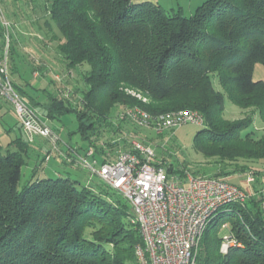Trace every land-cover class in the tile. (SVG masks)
<instances>
[{
    "label": "trees",
    "instance_id": "obj_1",
    "mask_svg": "<svg viewBox=\"0 0 264 264\" xmlns=\"http://www.w3.org/2000/svg\"><path fill=\"white\" fill-rule=\"evenodd\" d=\"M44 1L46 31L54 27L61 35L57 48L64 68L88 69L77 75L82 87L74 105L59 92L45 104L29 96L30 103L41 106L50 121L74 113L80 137L96 158L131 150L126 144L119 148L120 140L100 141L114 132L109 118L116 107H139L151 115L199 112L203 125L193 148L206 158L264 160V138L253 140L244 120L222 119L223 94L210 81L215 74L239 107L238 97L254 93L264 102V83L252 79L255 64L264 67V0H205L188 17L147 0ZM2 37L0 28V48ZM125 89L140 92L151 104ZM260 119L264 122L262 113ZM30 144L18 138L5 153L0 149V264H136L137 224L118 193L60 175L33 177L19 187ZM153 164L169 175L183 173L171 164ZM255 178L247 200L208 225L196 264H264V174ZM223 225L237 243L226 254L219 251Z\"/></svg>",
    "mask_w": 264,
    "mask_h": 264
},
{
    "label": "rangeland",
    "instance_id": "obj_2",
    "mask_svg": "<svg viewBox=\"0 0 264 264\" xmlns=\"http://www.w3.org/2000/svg\"><path fill=\"white\" fill-rule=\"evenodd\" d=\"M3 1L7 5L9 4L8 10H5L3 3L1 7L4 17L10 25L8 29L10 52L14 48L12 54L9 52L8 69L10 70L15 66L16 73L13 74L15 80L20 77L21 82L25 83V85L27 84L24 89L27 94L22 95L25 105L33 110L41 122L51 127L58 138L57 148L59 150H65V146H70L83 153L88 144L87 141L82 140L80 137L75 114L65 113L60 117L59 121H50L44 117L41 106H33L30 103L29 96H36L40 104H45L47 103L48 96H54L58 91L60 97L68 98L74 105L80 96L78 93L80 90L77 87H82L77 75L83 69L87 70L88 66L84 65V68L71 70V73H68L64 68L62 56L57 48L61 35L54 27H52V32L46 31L45 19L47 20L49 17L44 9V0ZM147 1L158 3L170 12L180 9L181 13L185 17H188L194 14L196 8L205 0ZM1 33H3L2 30ZM52 34L55 36L54 39H52ZM1 41L4 43L3 39ZM33 73H36V76H33ZM9 79L13 85L12 81L14 80L11 74H9ZM252 79L255 82L260 81L264 83V67L261 63L255 64ZM210 81L213 89L223 94L224 111L222 119L227 122L244 120L250 124L247 132L253 140L258 141L264 138V122L260 119L261 113L264 115L262 96L254 93L249 97H238V100L242 103V108L230 101L215 74L210 75ZM39 89H45V92L36 91ZM75 89L78 90L75 91ZM124 91L127 95L144 104H151L149 99L136 90L125 89ZM0 98L5 100L2 97ZM257 102L261 106L258 108L251 107L253 103ZM9 106V103H4V108L0 109V149L2 153H5L8 143L15 139L19 138L22 141L28 142V138L21 130L19 120L14 114L12 107L10 106L11 110H8ZM122 110V108L116 107L111 112L109 120L114 132L109 133V135L105 133L102 136L103 140L100 141L101 143H104V141L113 143L116 140H120L119 148L125 144L130 148L132 142L149 146L154 151V160L156 162L162 163L165 167L171 164L175 169L183 170V173L178 174L179 176L184 177L188 173L193 176L223 179L243 190L246 195L245 200H247L252 192L251 185L254 183L256 175L264 174V160L246 157H236L233 159L206 158L202 154L197 153L193 148V139L196 133L202 130L201 126L187 124L175 131H165L162 135L156 136L149 130L135 128L129 122L119 121L118 114ZM184 111L193 110L185 109ZM110 136L111 139L109 138ZM51 149L52 145L48 140L40 137L32 138L29 159L25 161V165L21 169L20 188L33 177L55 178L57 175L77 180L81 185L104 186L97 177L91 176L70 162H65L57 153H53ZM109 153L110 156L115 154L113 151ZM47 155H49V158L45 160ZM248 179H251L250 183L247 182ZM232 206L233 204L221 207L217 210L216 215L230 210ZM127 209L130 216L134 217L130 205H127ZM129 224L131 223L129 222ZM225 226L228 227L227 225ZM135 229L138 231L137 226ZM228 233V228L224 229L222 227L218 231V236H227Z\"/></svg>",
    "mask_w": 264,
    "mask_h": 264
},
{
    "label": "built area",
    "instance_id": "obj_3",
    "mask_svg": "<svg viewBox=\"0 0 264 264\" xmlns=\"http://www.w3.org/2000/svg\"><path fill=\"white\" fill-rule=\"evenodd\" d=\"M9 26L0 4L4 40L0 54V97L12 107L28 142L32 143L33 137L48 140L53 153L97 177L130 205L140 236V243L134 248L136 264H196L200 241L217 210L225 205L242 204L245 192L223 179L188 173L184 177L169 175L164 167L153 164V149L138 142L131 143L130 151H120L115 156L107 152L101 159L95 157L93 148L83 153L70 146L59 150L58 138L51 127L36 117L11 84L7 60ZM118 120L149 130L156 136L187 124L203 125V117L197 111L151 115L139 107L123 109ZM48 158L49 155L45 160ZM236 245L232 234L228 233L221 239L220 253L226 254Z\"/></svg>",
    "mask_w": 264,
    "mask_h": 264
},
{
    "label": "crops",
    "instance_id": "obj_4",
    "mask_svg": "<svg viewBox=\"0 0 264 264\" xmlns=\"http://www.w3.org/2000/svg\"><path fill=\"white\" fill-rule=\"evenodd\" d=\"M2 47H3V43H2V46H1V48H0V54H1ZM7 60L9 61V54H8ZM10 67H12V66H10ZM14 68H15V66H14L12 69L9 70V74L12 75V78H13V80H14V81H12V82H13L15 85H18L20 88H22V89L24 90V89H25V86H26L27 84H26V85H25V83L23 84V83L21 82L20 77H18L19 79L15 80V76H14L13 74L16 73V69H14ZM13 69H14V70H13ZM69 73H71V71H70ZM38 91H40V89H39ZM57 92H58V91H57ZM4 103H5V104H8V103L6 102V100H3V99L0 98V109L4 108ZM8 110H11L10 106H9Z\"/></svg>",
    "mask_w": 264,
    "mask_h": 264
}]
</instances>
